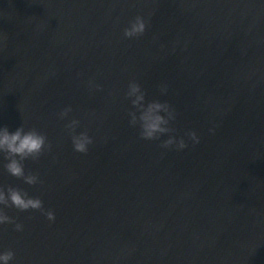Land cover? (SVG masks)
<instances>
[{
	"label": "water",
	"instance_id": "water-1",
	"mask_svg": "<svg viewBox=\"0 0 264 264\" xmlns=\"http://www.w3.org/2000/svg\"><path fill=\"white\" fill-rule=\"evenodd\" d=\"M130 81L175 111L172 132L129 123ZM0 124L51 144L24 161L34 185L0 155V186L55 213L5 207L24 225L0 226L11 264H264V0H0Z\"/></svg>",
	"mask_w": 264,
	"mask_h": 264
},
{
	"label": "clouds",
	"instance_id": "clouds-1",
	"mask_svg": "<svg viewBox=\"0 0 264 264\" xmlns=\"http://www.w3.org/2000/svg\"><path fill=\"white\" fill-rule=\"evenodd\" d=\"M42 27V25H41ZM147 21L137 15L130 20L128 26L124 28L123 34L125 37L132 38L142 35L146 31ZM90 87H97L89 82ZM162 92L167 91V87H163ZM125 95L131 98V103L136 109L130 111L129 123L133 126L139 124L140 136L144 139L152 140L159 139L161 134L172 132L169 127L170 121L176 119L175 111L167 103H162L159 100H152L145 103V92L141 85L136 81H130ZM72 111L71 106H66L59 113L60 119H65ZM166 113L162 115L161 113ZM80 121L72 118L65 125L68 133L71 135L72 145L75 151L86 153L88 146L93 143V137L88 132H77ZM185 135L193 143L199 142V136L195 131L187 132ZM174 146L176 149H184L186 141L184 136L177 137L169 135L162 143V147L168 148ZM51 144L48 142L45 133L36 128L26 129L23 124L16 127L15 130H10L7 125L0 124V155L3 156L6 163L3 164L4 169L10 175L22 178L25 183L34 185L40 183L39 175L36 173H26L24 161L31 158L38 159L42 153L50 150ZM15 207L21 211L28 209L40 210L49 221L55 220V213L43 207V201L39 196H32L21 188L8 186H0V226L13 224L16 231H23L24 225L17 222L15 217L6 213L5 207ZM15 256L12 249L0 248V264H11Z\"/></svg>",
	"mask_w": 264,
	"mask_h": 264
}]
</instances>
